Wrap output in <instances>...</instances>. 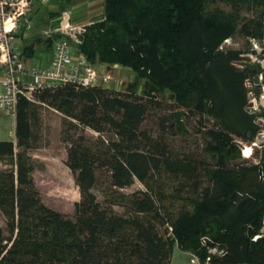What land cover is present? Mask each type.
Segmentation results:
<instances>
[{
	"label": "trees",
	"instance_id": "16d2710c",
	"mask_svg": "<svg viewBox=\"0 0 264 264\" xmlns=\"http://www.w3.org/2000/svg\"><path fill=\"white\" fill-rule=\"evenodd\" d=\"M216 1L103 0L102 15L83 28L78 52L92 64L133 71L135 81L123 90L65 83L34 91L32 100L19 95L15 139H0V158L10 164L0 169V264H170L174 243L202 264H264V153L257 162L236 161L260 130L257 114L247 110L246 81L262 75L257 86L264 84V68L240 49L223 48L238 29L254 39L264 30L261 21L240 23L238 12ZM33 52L32 43L21 47L23 57ZM166 91L170 103L159 97ZM31 101L99 134H81L67 150L80 194L72 216L47 206L35 185ZM191 112L212 119L203 148L212 161L167 142L185 132ZM148 119L154 133L144 126ZM99 169L109 171L115 187L134 179L145 185L130 194L128 213L97 199ZM170 192L184 203L169 205Z\"/></svg>",
	"mask_w": 264,
	"mask_h": 264
},
{
	"label": "rangeland",
	"instance_id": "374dc122",
	"mask_svg": "<svg viewBox=\"0 0 264 264\" xmlns=\"http://www.w3.org/2000/svg\"><path fill=\"white\" fill-rule=\"evenodd\" d=\"M54 0H46V7ZM58 1V0H55ZM60 2V1H59ZM44 3V2H43ZM41 4V3H40ZM43 4H41L42 6ZM227 12L236 11L239 14V22H248L251 24L261 21L264 30V3L258 0H244L238 5H232L229 2L217 0L216 4ZM40 6V7H41ZM213 6V5H212ZM36 8L34 13L35 20L42 18L44 10ZM45 7V8H46ZM42 8V7H41ZM40 9V10H39ZM42 22V21H41ZM31 24V21L29 25ZM27 25V26H29ZM31 26V25H30ZM55 26L47 25V29ZM24 29V28H23ZM21 30L24 33V30ZM20 29L19 32L21 33ZM264 32V31H263ZM22 33V35H23ZM22 37V36H21ZM247 37L242 31H238L223 43V48L240 49L245 55H248L250 63H259L264 68V33L260 39H252ZM23 40V37H22ZM258 53H252V50ZM119 71L112 74L111 82L105 83L116 89H125L129 84L135 81L133 71L124 69L120 66ZM125 71H128L131 76H128ZM260 78L251 81L253 85V93L256 95ZM254 83V84H253ZM127 89V88H126ZM143 86L139 84L137 91L141 94ZM262 90V88L260 87ZM159 97L165 101L172 102L169 93L162 92ZM264 98H262L263 100ZM33 105L30 108L29 119L31 123V138L29 142L28 153L32 156L35 164L33 170V179L40 193L43 202L64 214L72 216L74 214V204L79 200L80 194L78 186L75 183L74 175L65 163L67 150L72 141L81 134H84L89 139H95L99 134L94 130L80 126L75 120L66 117L61 112L48 106L45 103L31 101ZM263 107L259 110L260 115L264 116V101ZM185 132L178 133L174 136H167L168 144L179 152H193L198 156H204L209 161L211 157L203 151L205 145L206 128L212 125V119L207 115L200 116L194 112L184 117ZM145 128L150 129L154 133L156 127L154 122L148 119L144 123ZM107 137V134L102 135ZM0 139H15L14 134V119L11 116L0 115ZM254 150V149H253ZM256 160H259L264 153L262 148L253 151ZM254 156V155H253ZM246 156H239L236 161H242ZM253 157L250 159L254 160ZM10 164L3 158H0V169H6ZM107 169H99L96 172V180L92 187V191L97 196V199L106 206H110L118 214H126L130 211L129 196L134 191L146 190L145 185L138 179L123 188L115 187L111 184V179ZM169 196L172 193H168ZM169 205L177 208L184 203V199L173 198L167 199ZM0 226H5V218L0 212ZM160 231L165 235L170 234L165 231V227H159ZM170 264H202L190 252L182 250L176 243L173 244ZM207 264V263H204Z\"/></svg>",
	"mask_w": 264,
	"mask_h": 264
},
{
	"label": "built area",
	"instance_id": "2783aa9c",
	"mask_svg": "<svg viewBox=\"0 0 264 264\" xmlns=\"http://www.w3.org/2000/svg\"><path fill=\"white\" fill-rule=\"evenodd\" d=\"M36 4L37 0H0V115L11 116L13 119L19 95L32 100V93L38 89L65 83L102 86L112 80L109 73L99 72L77 49L84 26L92 24L94 20L83 24L68 22L55 29L44 30V38L52 40L49 53L39 65L35 61L27 63L21 55V30L26 27L28 16ZM70 13L71 11H66L64 14L70 16ZM57 32L61 36L53 38V34ZM254 51L258 53L256 49ZM259 78L262 79V75ZM246 86L249 89L247 110L257 114L256 121L260 124L254 140L241 145L242 155L250 159L254 158L255 149L264 147V116L259 111L263 107L264 84L261 85L262 90L260 89L258 95L253 93L250 81H246ZM254 161L257 162L255 158ZM258 236L255 235L254 238ZM206 240V237H202L203 243ZM211 251H215V248Z\"/></svg>",
	"mask_w": 264,
	"mask_h": 264
},
{
	"label": "crops",
	"instance_id": "0c3cea01",
	"mask_svg": "<svg viewBox=\"0 0 264 264\" xmlns=\"http://www.w3.org/2000/svg\"><path fill=\"white\" fill-rule=\"evenodd\" d=\"M40 3L43 5L41 6ZM44 4L45 2L43 3L41 0H37V4L34 6L32 12L28 16V22L26 24V27L23 29L24 33L22 32L23 40L21 43V47L32 43L34 50L32 57H25L27 63L35 61L39 65L43 62L45 55L49 53L50 46L47 45L48 43L42 35L43 31L47 30V25H53L55 23V26H52L50 28L55 29L68 22L73 24H83L89 21L96 20L103 13V0H54L50 4H48L47 7ZM39 7L40 9L44 10V14L42 15V18H37L36 21L34 18V13L37 10L36 8ZM66 11H71L70 16L64 14ZM30 21L31 26L29 25ZM94 66L99 72L105 74H110V72H113L114 70L116 73L120 70L118 67L119 65L108 64L105 62H97L94 64ZM125 72L128 75L126 77L131 76L130 73L128 74V71ZM102 86L110 87L106 84Z\"/></svg>",
	"mask_w": 264,
	"mask_h": 264
}]
</instances>
